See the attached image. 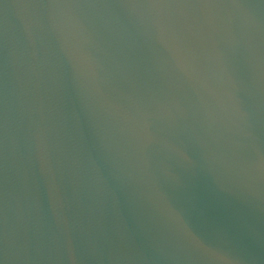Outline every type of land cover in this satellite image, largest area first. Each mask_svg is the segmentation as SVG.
Here are the masks:
<instances>
[{
    "label": "water",
    "instance_id": "water-1",
    "mask_svg": "<svg viewBox=\"0 0 264 264\" xmlns=\"http://www.w3.org/2000/svg\"><path fill=\"white\" fill-rule=\"evenodd\" d=\"M0 264H264V0H0Z\"/></svg>",
    "mask_w": 264,
    "mask_h": 264
}]
</instances>
